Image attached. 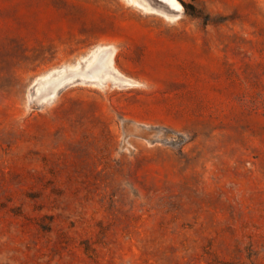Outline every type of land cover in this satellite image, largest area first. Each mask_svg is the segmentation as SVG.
Here are the masks:
<instances>
[{
    "label": "rangeland",
    "instance_id": "rangeland-1",
    "mask_svg": "<svg viewBox=\"0 0 264 264\" xmlns=\"http://www.w3.org/2000/svg\"><path fill=\"white\" fill-rule=\"evenodd\" d=\"M0 264H264V0H0Z\"/></svg>",
    "mask_w": 264,
    "mask_h": 264
},
{
    "label": "trees",
    "instance_id": "trees-1",
    "mask_svg": "<svg viewBox=\"0 0 264 264\" xmlns=\"http://www.w3.org/2000/svg\"><path fill=\"white\" fill-rule=\"evenodd\" d=\"M191 16H194L193 14H191Z\"/></svg>",
    "mask_w": 264,
    "mask_h": 264
}]
</instances>
